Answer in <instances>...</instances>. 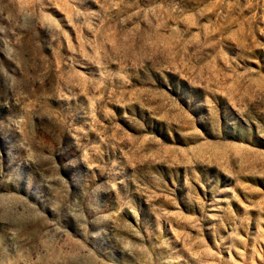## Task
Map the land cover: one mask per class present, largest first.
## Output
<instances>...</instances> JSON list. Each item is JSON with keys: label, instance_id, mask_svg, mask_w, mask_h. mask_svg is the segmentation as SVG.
Segmentation results:
<instances>
[{"label": "rangeland", "instance_id": "rangeland-1", "mask_svg": "<svg viewBox=\"0 0 264 264\" xmlns=\"http://www.w3.org/2000/svg\"><path fill=\"white\" fill-rule=\"evenodd\" d=\"M0 264H264V0H0Z\"/></svg>", "mask_w": 264, "mask_h": 264}]
</instances>
